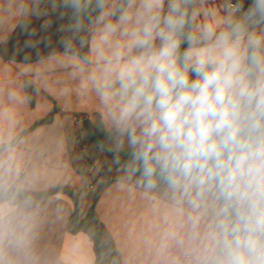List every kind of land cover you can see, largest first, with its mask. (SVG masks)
I'll list each match as a JSON object with an SVG mask.
<instances>
[{
	"label": "clouds",
	"instance_id": "obj_1",
	"mask_svg": "<svg viewBox=\"0 0 264 264\" xmlns=\"http://www.w3.org/2000/svg\"><path fill=\"white\" fill-rule=\"evenodd\" d=\"M107 3L84 63L131 171L169 194L187 264H264V31L250 30L264 0L219 31L192 29L188 0ZM12 139L0 136V191L19 174ZM25 246L0 214V264Z\"/></svg>",
	"mask_w": 264,
	"mask_h": 264
},
{
	"label": "crops",
	"instance_id": "obj_2",
	"mask_svg": "<svg viewBox=\"0 0 264 264\" xmlns=\"http://www.w3.org/2000/svg\"><path fill=\"white\" fill-rule=\"evenodd\" d=\"M69 1L73 0H0V45L11 39L23 20L48 25L57 3ZM190 3L192 29L211 25L219 31L228 21L248 16L232 8L227 0ZM63 18L62 14L55 15L51 24L59 20L63 30ZM250 30L264 31V24ZM26 81L37 88L33 107L24 90ZM53 109L56 113L52 122L32 128L11 146L19 174L10 188L42 191L69 187L76 192L80 217L84 218L99 183L104 181L101 172L117 163L113 153L129 148L119 142L106 118L88 79V65L65 51L31 62L8 61L0 56V136L10 131L13 141ZM78 117H86L94 125L102 123L113 133L105 149L81 130ZM6 154L0 150V155ZM109 171L112 181L99 193L96 211L121 263L186 264L184 245L173 236L179 231V218L166 190L146 187L129 164ZM90 182L94 189H88ZM72 211V202L63 195L50 196L40 203L19 199L0 202V214L13 220L26 241V246L15 253L6 250L5 259L16 264H94L90 231H69Z\"/></svg>",
	"mask_w": 264,
	"mask_h": 264
},
{
	"label": "trees",
	"instance_id": "obj_3",
	"mask_svg": "<svg viewBox=\"0 0 264 264\" xmlns=\"http://www.w3.org/2000/svg\"><path fill=\"white\" fill-rule=\"evenodd\" d=\"M238 9L249 15L253 0H227ZM121 0H108L107 8L119 4ZM80 8L73 7V1L59 2L56 9L59 14L63 15V24L65 29H60V21L52 23L53 17L48 25H42L30 20H23L18 30L11 39L0 45V56L8 61L31 62L43 59L59 51H65L72 55L79 56L82 60L89 55V42L94 37L97 30V19L100 10L96 7V0L87 2L79 0ZM188 18L192 28L191 3L187 4ZM85 43L82 45L80 41ZM24 90L27 100L31 107L35 103L36 86L26 81ZM56 109L44 119L38 121L31 128L20 133L16 139L11 141V146L16 145L20 138L27 132L38 125H44L52 122ZM81 130L88 134L89 139L95 142L100 148L105 149L108 141L112 138L113 133L107 131L102 123L94 125L89 119H85L81 124ZM3 146L0 147V150ZM117 160L116 165L109 166L108 169L101 172L100 177L104 179L98 185L94 201L84 218L80 217V204L76 192L66 186H57L48 190L30 191L19 188H8L0 191V202L11 199H19L29 202L40 203L46 198L54 195H63L70 199L73 204V211L69 220V231L76 232L79 230H89L94 245L95 261L94 264H122L120 255L115 247L112 237H110L99 219L96 211V202L101 190L108 185L112 178L110 169L129 164L130 149L125 148L113 153ZM139 179L138 173L135 174ZM140 181L144 183L141 179Z\"/></svg>",
	"mask_w": 264,
	"mask_h": 264
},
{
	"label": "built area",
	"instance_id": "obj_4",
	"mask_svg": "<svg viewBox=\"0 0 264 264\" xmlns=\"http://www.w3.org/2000/svg\"><path fill=\"white\" fill-rule=\"evenodd\" d=\"M230 6H231L232 8H236V6H234V5L231 4V3H230ZM85 119H86V117H78V118H77V121L82 123ZM88 189H94V185H93V183L90 182V183L88 184ZM185 262H186V264H187L186 257H185Z\"/></svg>",
	"mask_w": 264,
	"mask_h": 264
},
{
	"label": "rangeland",
	"instance_id": "obj_5",
	"mask_svg": "<svg viewBox=\"0 0 264 264\" xmlns=\"http://www.w3.org/2000/svg\"><path fill=\"white\" fill-rule=\"evenodd\" d=\"M59 3V2H58ZM46 9L47 10H49L50 9V7L49 6H46ZM58 10L56 9V11L54 10V12L51 14V16L53 17V16H55V15H60L58 12H57ZM51 17V18H52ZM51 20V19H50ZM63 29H65V25L63 24Z\"/></svg>",
	"mask_w": 264,
	"mask_h": 264
}]
</instances>
